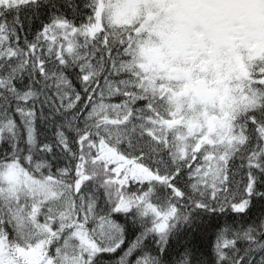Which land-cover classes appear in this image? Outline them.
Returning a JSON list of instances; mask_svg holds the SVG:
<instances>
[{
    "label": "snow or ice",
    "instance_id": "6c2138e0",
    "mask_svg": "<svg viewBox=\"0 0 264 264\" xmlns=\"http://www.w3.org/2000/svg\"><path fill=\"white\" fill-rule=\"evenodd\" d=\"M0 264H264V0H0Z\"/></svg>",
    "mask_w": 264,
    "mask_h": 264
}]
</instances>
